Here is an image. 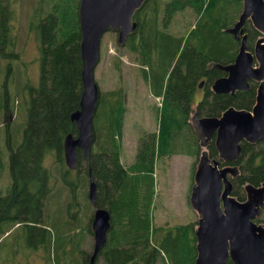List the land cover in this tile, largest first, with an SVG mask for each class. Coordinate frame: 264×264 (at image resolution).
I'll use <instances>...</instances> for the list:
<instances>
[{
	"label": "trees",
	"instance_id": "16d2710c",
	"mask_svg": "<svg viewBox=\"0 0 264 264\" xmlns=\"http://www.w3.org/2000/svg\"><path fill=\"white\" fill-rule=\"evenodd\" d=\"M77 3L78 0L16 2L17 7L27 6L28 29L39 41V76L37 85L22 83L18 77L16 88L22 84L28 91L18 109L25 110L24 121L4 125L5 129L14 125L15 139L20 135L21 138L14 141L12 132L6 131L8 165L7 160L3 162L10 180L0 189V248L5 244L4 234L19 223L28 237L35 231L38 245L46 246V261L53 258L54 264H89L92 250L84 249L81 240L84 229L92 231L89 223L82 227L77 207L91 204L89 200L83 203L79 196L81 191L88 197L90 173L96 185L95 205L107 208L111 214L107 240L94 264L99 258L104 264H193L194 223H153L154 164L159 156L177 152L198 157L200 139L192 127L191 112L198 116L219 115L230 105L250 108L254 103L256 83L252 81L249 88L234 94L214 93L210 89L211 82L224 74L223 69L212 64L229 63L236 55L239 41L227 28L237 20L241 0H145L134 14L137 26L124 45L142 64L141 74L150 93L161 96L159 128L139 138L134 161L125 165L120 159L118 138L125 111L124 89H99L90 153L85 157L78 150V166L70 169L64 162L62 144L67 133H76L70 113L78 107L82 91ZM10 4L11 0L0 3V58L16 55L11 48ZM191 4L199 15L186 36L168 31L173 12ZM243 26L248 47L252 48L260 33L249 19ZM14 72H20L18 65ZM9 74L8 71L0 84V91H4L0 111L3 104L13 107L19 97L17 91L15 97L8 93ZM203 79V95L194 102V91ZM178 140L187 147L177 149ZM206 150L209 157H217L213 138L207 142ZM229 163L238 167L231 178V193L242 200L245 183L259 185L264 179V138L255 143L241 141L240 155ZM193 169L192 165V172ZM62 190L68 191L67 202H59L50 212L54 197ZM259 214L255 220L260 222L263 218L259 219ZM227 264H232L230 259Z\"/></svg>",
	"mask_w": 264,
	"mask_h": 264
},
{
	"label": "water",
	"instance_id": "95a60500",
	"mask_svg": "<svg viewBox=\"0 0 264 264\" xmlns=\"http://www.w3.org/2000/svg\"><path fill=\"white\" fill-rule=\"evenodd\" d=\"M145 0H78L77 18L80 29L82 91L78 107L70 113L76 133L63 139L66 166L76 169L78 150L88 156L92 146L93 116L99 98L95 67L99 60L100 41L104 32H117V42L124 45L135 30L134 14ZM241 10L234 24L227 28L239 41L234 59L212 65L224 70L210 84L214 93L234 94L256 83L255 100L250 108L226 107L219 115L192 113V126L200 139L201 151L193 173L189 195L192 208L198 213L194 234L196 256L193 264H264V225L255 220L264 204V179L259 185L244 184L245 198L232 193V181L238 172L233 161L240 155L241 141L255 143L264 138V0H241ZM249 19L260 33L252 49L248 47L244 22ZM204 80L200 81L202 86ZM213 138L218 158L207 154L206 144ZM96 185L89 173L87 195L94 206L90 219L93 247L89 264L104 246L111 227V214L95 205ZM154 264V263H149Z\"/></svg>",
	"mask_w": 264,
	"mask_h": 264
},
{
	"label": "rangeland",
	"instance_id": "374dc122",
	"mask_svg": "<svg viewBox=\"0 0 264 264\" xmlns=\"http://www.w3.org/2000/svg\"><path fill=\"white\" fill-rule=\"evenodd\" d=\"M163 1L166 2L167 0ZM5 2L6 0H0L1 5H4ZM16 2L17 0H11L10 6L13 8L9 14L12 16L10 25L11 29H13V44L11 48L14 49L13 52L16 55H7L0 58V84H3L5 76L9 71L10 74L6 82L8 93L11 97H15L16 95L14 94L17 91L19 97L17 98L18 100L15 98V104L13 107L10 106L11 109L10 107L6 109V117L9 118V112H11V117L5 120V122L12 120V122L24 121L25 110L19 111L18 109L19 102L24 97H27L28 91L22 84H19L16 88L18 77L22 83L26 82L27 84L37 85L39 76V41L35 33L30 32V30L26 31V13L25 11L22 12V7H17ZM36 5L37 3H35ZM198 15L195 6L192 4L185 5L173 12L166 29L171 33L186 36L188 30L196 23ZM7 48L10 47L7 46ZM7 51L9 50L7 49ZM9 65L12 66V71L9 69ZM16 65L20 69L19 73L14 72ZM117 65H119V70H117ZM141 66L142 64L134 52L129 50L125 45L118 44L116 31L108 30L103 33L100 41L99 60L95 67V80L101 91L116 89L120 86L124 89L125 111L122 119L121 133L118 138L121 150L120 159L125 165H129L134 161V155L138 150L140 142L139 138L145 134L157 132L159 128L162 99L161 96H154L150 93L148 82L141 74ZM3 93L4 91L1 90V103L4 101ZM201 95L202 91L200 87L196 88L193 94L194 102ZM190 115L192 116V113ZM190 120L192 123L191 117ZM18 123L15 122V124ZM15 129L14 125H10L8 129H5L2 109L0 111V175L2 178L0 180V189H4V183L10 180L4 163L7 160L8 165L5 134L6 131L12 132L10 136L13 140L15 139ZM20 138L21 135L14 141H20ZM176 147L177 149H182L187 146L184 141L178 140ZM198 157H194V155L186 152H177L167 156H159L155 159V190L152 211L154 224L175 225L193 222L195 229L199 215L192 208L189 202V195L193 183L194 172H192V165L196 167ZM48 161H52L50 156L48 157ZM193 161H195V164H193ZM74 174L73 172L72 176ZM87 187L88 183L86 190ZM79 196L83 203L89 200L88 197V199L84 197L81 191L79 192ZM68 198V191L62 190L59 196L54 197L50 206V212H54L59 202L65 204ZM89 203H91L90 200ZM93 209L92 203H86L84 207L78 205L77 210L81 216L83 228L87 227L88 223L90 226ZM259 219H262V221L257 222L264 225L263 207H261ZM22 229L19 223H16L4 234L3 240H5V244L0 248V264H54L53 258L49 262L44 259L43 254H46L47 249L46 246L44 248L38 245L35 231L28 237V233H24ZM93 240V234L84 229V235L81 240L83 248L87 251L92 250ZM97 264H104L101 258H99ZM157 264H162V262L159 261Z\"/></svg>",
	"mask_w": 264,
	"mask_h": 264
},
{
	"label": "flooded vegetation",
	"instance_id": "af4514ba",
	"mask_svg": "<svg viewBox=\"0 0 264 264\" xmlns=\"http://www.w3.org/2000/svg\"><path fill=\"white\" fill-rule=\"evenodd\" d=\"M17 5H18V3H17ZM34 6H32L31 7V11H32V8H33ZM19 8H21V7H19ZM77 8H78V3H77ZM26 10H27V6H25L24 4L22 5V12L23 11H25V13H26ZM26 19H27V15H26ZM25 25H26V31H28L29 29H28V26H27V21H25ZM244 31H245V29H244ZM30 32H32V33H34V31L31 29L30 30ZM237 40V39H236ZM256 40V39H255ZM238 41V40H237ZM255 42V41H254ZM254 44V43H253ZM253 47V46H252ZM250 49H252V48H250ZM224 74H225V72H224ZM223 75V74H222ZM204 80V79H203ZM202 81V80H201ZM200 83V82H199ZM203 85V84H202ZM198 87H200V89H201V91H202V95H203V87L202 86H199V84H198ZM201 95V96H202ZM201 96H200V98H201ZM199 98V99H200ZM7 105H9V106H7ZM3 106L4 107H1V111H2V109H3V121H4V125L5 124H9L10 122L12 123V121H9V122H5V120H7V119H9L10 117H11V112H9L8 114H9V118H7L6 116H7V114H6V109L8 108V107H12V105H10V104H3ZM11 107H10V109H11ZM191 113H194V112H191ZM6 117V118H5ZM192 119V118H191ZM199 156V155H198ZM212 158H218V154H217V157H212ZM234 161V160H233ZM220 162H221V164H233V163H229V161H225V160H220ZM236 165V164H235ZM196 168V167H195Z\"/></svg>",
	"mask_w": 264,
	"mask_h": 264
}]
</instances>
